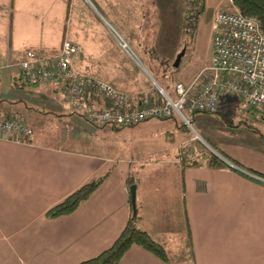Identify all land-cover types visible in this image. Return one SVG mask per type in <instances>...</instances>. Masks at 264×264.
<instances>
[{
	"label": "crops",
	"instance_id": "obj_1",
	"mask_svg": "<svg viewBox=\"0 0 264 264\" xmlns=\"http://www.w3.org/2000/svg\"><path fill=\"white\" fill-rule=\"evenodd\" d=\"M37 1L0 0V68L12 65L18 68L9 80L10 87L27 49L54 53L65 38L80 46L73 56L77 69L111 84L132 100L139 99L150 87L146 77L157 84L148 70L136 65L125 51L126 56L119 58L121 50L117 46V51L112 52L110 45L96 40V31L91 41L68 29L65 16L70 0H48V9L41 10L36 5L30 6ZM130 1L135 4L136 27L143 24V16L145 24L156 17V22L153 21L156 26L169 27L173 20L170 16L181 15L176 4H170L165 7V21L158 22L163 14L158 7L151 10L143 5V0ZM54 5L61 8L58 14ZM109 6L106 11L112 14ZM220 8L232 9L231 0H204L190 52L187 55L184 51L178 70L173 73L174 81L168 86L171 93L160 86L169 95H173L177 81L189 82L208 63L212 50L211 23ZM92 51L96 54L94 61L89 59ZM41 85H46L42 87L47 97L59 93L54 85ZM151 90V95H159L156 88ZM237 100L240 99L234 94L223 97L213 115L221 113L222 105ZM30 104L33 103L16 95L0 97V118L12 110L28 109L33 124L28 141L0 137V264H78L109 247L127 219L125 179L129 172L136 178L135 197L142 228L165 247L168 261L132 244L116 264H264V178L238 170L215 151L232 167L209 166L201 145L187 147L186 156L179 149L167 159L153 162L102 156L81 147L84 140L71 125L75 112L65 103V112L59 107L39 109ZM213 115L204 112L191 115L201 130L198 134L243 167L264 176V136L244 128L241 122L225 124ZM166 119H173L174 127H179L174 117L156 120ZM151 120L155 119L134 125ZM65 121L66 129L61 126L52 130V124ZM76 140L81 141L80 146H75ZM185 142L184 139L179 143L182 146ZM182 158L187 162L195 158L197 162L185 165ZM146 165L153 167L145 168ZM110 166L103 182L72 212L46 216L49 208Z\"/></svg>",
	"mask_w": 264,
	"mask_h": 264
},
{
	"label": "built area",
	"instance_id": "obj_2",
	"mask_svg": "<svg viewBox=\"0 0 264 264\" xmlns=\"http://www.w3.org/2000/svg\"><path fill=\"white\" fill-rule=\"evenodd\" d=\"M211 29L208 63L189 82L177 81L172 96L158 87V96L144 92L132 100L111 84L77 69L73 56L80 46L66 38L54 53L27 49L18 64L19 74L30 84L56 85L67 108L94 125L130 126L148 119L179 117L190 126L187 116L216 112L220 100L233 94L264 113V29L260 21L234 8H220ZM110 31L132 61L143 68L126 42ZM32 134L33 129L18 113L0 118V137L28 141Z\"/></svg>",
	"mask_w": 264,
	"mask_h": 264
},
{
	"label": "rangeland",
	"instance_id": "obj_3",
	"mask_svg": "<svg viewBox=\"0 0 264 264\" xmlns=\"http://www.w3.org/2000/svg\"><path fill=\"white\" fill-rule=\"evenodd\" d=\"M48 2L50 1L38 0L35 3L32 2L30 6L35 8L36 5L39 10L48 9ZM142 2L143 5H148L147 9L149 7L151 10H157L158 7L160 13H163L160 14L161 17H159L160 19L158 22L165 21V17L167 15V13H165L166 6L168 7L170 4L175 6L176 4V9L181 10V15L178 16L180 18L184 17L188 6L187 0H143ZM109 4L111 5L112 14L107 13V11L110 10ZM23 7L27 9L26 6ZM53 9L56 12L55 14H58V11L61 10L59 5H54ZM134 9L135 4L130 0L117 2H112L111 0H70L69 11L65 16L66 25L72 32L75 30L74 33H77L80 36L84 35L85 38L90 39L91 41L94 38V31H96V40L100 39L101 43L106 44V46L110 45L112 52L117 51V46L119 50H121L118 57L123 58L126 54H124V50L119 46L117 40L110 31L113 30L115 35L126 42L127 48L137 56V58L142 62L144 68L148 70L150 76L156 80L157 84L146 77L149 81L150 87L143 92L152 94L151 89L156 88L157 91L158 86H161L164 90L171 93V87L168 86L174 81V75L168 72L163 73L162 71L156 75L152 68L154 67V64L159 63V61L162 62L164 57L167 56L172 62L176 52L182 48L181 44L183 39H186L187 37L182 32V28L176 24V21H174V19L176 20V16L172 20L169 27L166 24L156 26V24L153 23V21L156 22V17H151L150 22L145 24V16L142 18L143 24L136 27L135 25L137 24L135 22L138 19L134 16ZM143 10L145 13L146 8H143ZM21 11L24 12L22 9ZM170 18H172V16H170ZM166 27H168L167 30ZM84 30L85 33L83 34ZM76 37L79 38L78 35H76ZM192 39L191 43H189L190 45L188 44L189 46L187 45L188 47L185 49L187 55L190 52L189 49L192 47ZM95 56V52L92 51L89 59L94 61V59H96ZM183 57L184 56H182L181 59H183ZM170 61L168 63H170ZM17 69L18 68L15 65L0 68L1 98H9L16 95L17 97H21L23 100L33 103L30 105L38 107L39 109H55L56 107H59L58 110L63 112L66 111V107L64 105L65 101L59 93H55L53 97H47L44 95L45 92L42 86H45L46 88V85L27 86L19 83L20 86L18 87H10L9 80H11L12 74L16 75ZM221 108V113H216L215 115L212 114L214 119L225 124L241 122L243 125L245 122L250 123L264 132V119L261 118V113L253 108L250 109L243 101L237 100L232 104H224ZM21 111L22 112L12 110L9 114H7L11 115L13 113H18L30 126V124H32V119L30 118L32 113L29 112L30 110L28 109H23ZM7 114H5V116H8ZM73 116V123H71V125L73 127L74 124L76 127L75 132H78L77 136L84 140L82 145L81 141L76 140L75 142L77 143L75 146L81 145L82 148H85L88 151L106 157H122L132 160L142 158L145 161L153 162L157 161L158 158L167 159V156H172L173 153L175 151H179V149L183 151V156H186V151L184 150L187 147L191 146L193 148H198L200 145H203L211 150L213 148H211L209 144L214 145L198 134L201 130L198 128L196 121L191 115L187 116L191 122L190 126L184 124L179 117H175L176 123L179 124V127L177 128L174 127L175 124L173 119L161 121L155 119L140 123L141 125L138 126H122L119 129H115L111 124L98 126L93 125L82 119V117H79L76 113H74ZM48 125L49 122L47 123V127ZM61 126L65 129L68 127L65 121L62 124L58 123V125L52 124L51 128L54 130V127L61 128ZM209 126L210 125H208V127ZM196 133L198 136H196ZM184 139L186 142L181 146L179 142ZM178 146L181 147L179 148ZM133 163L136 165L135 161ZM146 167L152 168L153 165H146L145 168Z\"/></svg>",
	"mask_w": 264,
	"mask_h": 264
},
{
	"label": "trees",
	"instance_id": "obj_4",
	"mask_svg": "<svg viewBox=\"0 0 264 264\" xmlns=\"http://www.w3.org/2000/svg\"><path fill=\"white\" fill-rule=\"evenodd\" d=\"M187 3H188V6H187V12L185 13L186 16L184 15V17L180 18L176 15V20L174 19L175 17H172L174 21H176V24L182 28V32L187 37L186 39H183V42L181 44V46L184 47L185 49L188 47L187 45L190 43L191 39L193 38L197 20L204 9V0H188ZM231 4L234 9L238 10L242 14L252 16L258 19L260 21V25L262 29H264V0H231ZM169 61L170 60L168 56L164 57V60H162V62L159 61V63H156L153 65L154 66L152 68L153 72L156 75H158L160 71H162L163 73L168 72L173 75V73L176 70H178V67H173L171 64L172 62L170 61V63H168ZM19 83H22L28 86L41 85L40 83L30 84L26 82L20 77V74L18 73L17 76L12 78V85L16 86ZM48 84H51V83H48ZM51 85H54V84H51ZM249 108L251 109L252 107H249ZM259 113H261V118L264 119V113L262 112H259ZM209 114H211V112H209ZM243 126L259 136H262V135L264 136V134H261L259 132L257 127H255L254 125H251L250 123L245 122ZM113 127L115 129H119L122 126L113 125ZM209 145L211 146V148L214 149V151L217 154L227 158L234 165L242 168L243 170L247 171L248 173L252 175L264 178V176L260 174L259 172L249 169V168H245L241 164H239L236 160L226 156L215 145H212V144H209ZM201 147L204 148L207 154V157H208L207 162L209 166L215 167V168H220V167H230L231 168L232 167L229 164H227L214 151L210 150L208 147H205L203 145H201ZM181 160L183 161L182 163L185 165L187 163L195 164L197 162L195 158H192L189 162H187L186 158H182ZM111 168L112 167L110 166L103 173L90 179L85 184L81 185L80 187L75 189L73 192H71L69 195H67L63 200H61L60 202H58L57 204L49 208L46 211V216L51 218V217H56L62 214H68L72 212L79 204H81V202L87 199L95 191V189H97V187L107 177ZM125 183H126L127 192H128L127 200H126L127 219H126L125 225L123 226L119 235L116 237V239L113 241V243L109 247L105 248L104 250H102L100 253H98L97 255L93 257L81 260L78 264H116L121 258V256L124 254V252L132 244H136L148 250L149 252H151L152 254H154L155 256H157L163 261H168V254L166 252L165 247L158 240H156L149 233H147L145 229L142 228L140 206L136 200V197L133 203L130 200L129 186L131 184L136 183L135 176L129 172L126 176Z\"/></svg>",
	"mask_w": 264,
	"mask_h": 264
},
{
	"label": "water",
	"instance_id": "obj_5",
	"mask_svg": "<svg viewBox=\"0 0 264 264\" xmlns=\"http://www.w3.org/2000/svg\"><path fill=\"white\" fill-rule=\"evenodd\" d=\"M184 51H185V48L182 47L175 55L174 59H173V62H172V65L173 67H178L179 66V63H180V60H181V57L182 55L184 54ZM158 86V85H157ZM159 87V86H158ZM212 151H214L213 149H211ZM230 163V162H229ZM236 167L238 170L240 171H243L245 172L244 170L240 169L239 167L237 166H234ZM247 173V172H246ZM252 175V174H251ZM255 176V175H253ZM129 194H130V200L131 202L133 203L134 202V199H135V184H131L129 186Z\"/></svg>",
	"mask_w": 264,
	"mask_h": 264
}]
</instances>
